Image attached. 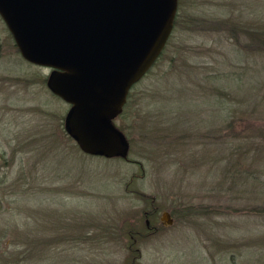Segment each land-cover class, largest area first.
Returning <instances> with one entry per match:
<instances>
[{
  "label": "rangeland",
  "instance_id": "obj_1",
  "mask_svg": "<svg viewBox=\"0 0 264 264\" xmlns=\"http://www.w3.org/2000/svg\"><path fill=\"white\" fill-rule=\"evenodd\" d=\"M48 74L0 17V264H264V0H178L126 157L81 151Z\"/></svg>",
  "mask_w": 264,
  "mask_h": 264
},
{
  "label": "water",
  "instance_id": "obj_2",
  "mask_svg": "<svg viewBox=\"0 0 264 264\" xmlns=\"http://www.w3.org/2000/svg\"><path fill=\"white\" fill-rule=\"evenodd\" d=\"M177 5L178 0H0V17L21 57L51 68L47 88L69 104L65 130L81 151L126 157L128 140L112 120L164 48ZM160 218L173 221L166 210Z\"/></svg>",
  "mask_w": 264,
  "mask_h": 264
},
{
  "label": "trees",
  "instance_id": "obj_3",
  "mask_svg": "<svg viewBox=\"0 0 264 264\" xmlns=\"http://www.w3.org/2000/svg\"><path fill=\"white\" fill-rule=\"evenodd\" d=\"M65 117V116H64ZM238 147H239V145H237V147H233V149L230 151L231 152V154L232 153H234V152H237V150H238V152L236 153V154H238L239 153V149H238ZM246 151H247V149H246ZM239 160V156L237 155V159H236V161H238ZM236 161H235V163H236ZM148 214H150V213H148V212H144V216H145V221H144V226L145 227H147V225H146V219H148V220H150L151 218L149 217V215ZM154 213H151L150 214V216H152ZM150 228H152V226L150 227Z\"/></svg>",
  "mask_w": 264,
  "mask_h": 264
},
{
  "label": "flooded vegetation",
  "instance_id": "obj_4",
  "mask_svg": "<svg viewBox=\"0 0 264 264\" xmlns=\"http://www.w3.org/2000/svg\"><path fill=\"white\" fill-rule=\"evenodd\" d=\"M7 28V27H6ZM10 33V32H9ZM14 45H15V43H14ZM16 46V45H15ZM16 49H17V46H16ZM17 51H18V49H17ZM19 52V51H18ZM20 54V53H19ZM49 69V72L51 71V68H48ZM46 78H47V75H46ZM46 80V79H45ZM124 107V106H123ZM169 212V211H168ZM170 213V212H169ZM170 216H171V214H170ZM146 221H148V222H146V225L148 226L149 225V220L148 219H146ZM149 227V226H148ZM151 227V226H150Z\"/></svg>",
  "mask_w": 264,
  "mask_h": 264
}]
</instances>
